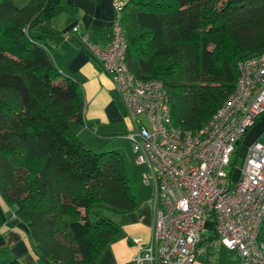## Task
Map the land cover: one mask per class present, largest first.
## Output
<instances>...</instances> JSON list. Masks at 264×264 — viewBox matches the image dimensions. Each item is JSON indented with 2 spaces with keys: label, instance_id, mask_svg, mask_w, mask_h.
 Wrapping results in <instances>:
<instances>
[{
  "label": "trees",
  "instance_id": "trees-1",
  "mask_svg": "<svg viewBox=\"0 0 264 264\" xmlns=\"http://www.w3.org/2000/svg\"><path fill=\"white\" fill-rule=\"evenodd\" d=\"M123 2L126 66L162 82L181 130L197 131L226 100L240 59L264 55V0ZM65 3L0 0V196L42 261L98 264L119 231L114 215L137 198L122 153L88 148L72 129L83 123L82 88L32 33Z\"/></svg>",
  "mask_w": 264,
  "mask_h": 264
},
{
  "label": "built area",
  "instance_id": "built-area-1",
  "mask_svg": "<svg viewBox=\"0 0 264 264\" xmlns=\"http://www.w3.org/2000/svg\"><path fill=\"white\" fill-rule=\"evenodd\" d=\"M113 6L107 45L93 43L78 25L69 34L111 78L124 114L134 124L125 138L137 164L146 167L143 183L151 189L153 223L146 243L132 237L137 247L132 264H192L207 224L237 264H264V240L259 238L264 227V145L250 147L236 183L230 165L235 146L264 113V55L240 59L236 86L226 100L200 129L181 130L171 123L162 82L129 72L120 22L124 2L116 0Z\"/></svg>",
  "mask_w": 264,
  "mask_h": 264
},
{
  "label": "crops",
  "instance_id": "crops-1",
  "mask_svg": "<svg viewBox=\"0 0 264 264\" xmlns=\"http://www.w3.org/2000/svg\"><path fill=\"white\" fill-rule=\"evenodd\" d=\"M14 1L17 6H21L27 0ZM115 1L65 0L66 3L60 13L33 28L32 32L48 47L58 71L63 76L75 80L82 88L85 104L83 123H74L71 127L85 146L99 144L102 139L107 146H111L117 138L126 139L125 135L134 127L133 122L125 116L114 84L109 75L103 71L100 62L80 44L75 36L69 34L70 28L78 25L82 31L89 34L95 44L107 45L110 25L115 14L113 6ZM93 137H97L96 141L90 140ZM257 142L264 145V113L255 120L237 143L231 158L233 167L240 154H242V164L250 147ZM112 146V150L121 152L114 145ZM150 192L151 189L148 191L141 189L136 193L135 210L114 215L113 219L119 224V231L106 247L98 264L130 263L137 253V247L131 241L132 237H140L142 243L149 240L153 223ZM209 226L207 224L208 229L199 243L200 251L192 264H237L234 253L215 241ZM0 252L4 255L0 262L16 259L22 264H47L34 253L26 227L1 196Z\"/></svg>",
  "mask_w": 264,
  "mask_h": 264
},
{
  "label": "rangeland",
  "instance_id": "rangeland-1",
  "mask_svg": "<svg viewBox=\"0 0 264 264\" xmlns=\"http://www.w3.org/2000/svg\"><path fill=\"white\" fill-rule=\"evenodd\" d=\"M96 138L97 137H93V138H90V140L96 141ZM99 142H100L99 144L98 143L92 144L91 146L89 144V146H86V147L91 148L95 151H109V150L113 149L112 145H114L122 153H124V154H122L124 156V166L130 174L131 185L134 187L135 193H137L141 189H142V191L143 190L148 191V189H150L149 186H146L143 183V174L145 172V167L143 165L137 164V162L135 160V155L131 149L132 148L131 142H129L128 140H126L124 138L115 139L111 146H107L106 145L107 143H105L104 139H102V141H99ZM233 159H234V157H233ZM241 161H242V154H240L238 156L237 161L235 162V166L233 167V172H232V182L233 183H236L238 178H239V167L241 165ZM3 256L4 255L0 252V261L3 259ZM3 263L4 262H0V264H3Z\"/></svg>",
  "mask_w": 264,
  "mask_h": 264
}]
</instances>
